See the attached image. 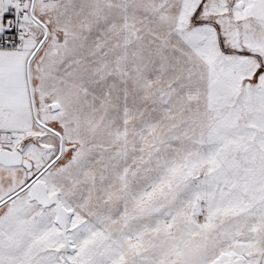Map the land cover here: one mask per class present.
I'll return each mask as SVG.
<instances>
[{"label": "snow or ice", "instance_id": "obj_1", "mask_svg": "<svg viewBox=\"0 0 264 264\" xmlns=\"http://www.w3.org/2000/svg\"><path fill=\"white\" fill-rule=\"evenodd\" d=\"M0 264H264V0H0Z\"/></svg>", "mask_w": 264, "mask_h": 264}]
</instances>
